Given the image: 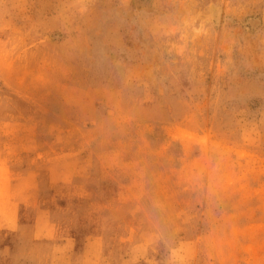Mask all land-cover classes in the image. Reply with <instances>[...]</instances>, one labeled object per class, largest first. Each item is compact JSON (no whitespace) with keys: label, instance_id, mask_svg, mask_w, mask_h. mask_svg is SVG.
I'll use <instances>...</instances> for the list:
<instances>
[{"label":"rangeland","instance_id":"374dc122","mask_svg":"<svg viewBox=\"0 0 264 264\" xmlns=\"http://www.w3.org/2000/svg\"><path fill=\"white\" fill-rule=\"evenodd\" d=\"M0 264H264V0H0Z\"/></svg>","mask_w":264,"mask_h":264},{"label":"bare ground","instance_id":"6f19581e","mask_svg":"<svg viewBox=\"0 0 264 264\" xmlns=\"http://www.w3.org/2000/svg\"><path fill=\"white\" fill-rule=\"evenodd\" d=\"M220 12V10H217L216 15L219 16ZM252 24H255V22H252Z\"/></svg>","mask_w":264,"mask_h":264}]
</instances>
